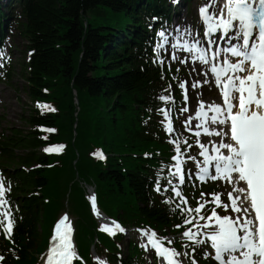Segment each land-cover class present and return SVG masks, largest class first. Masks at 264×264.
<instances>
[{
    "label": "trees",
    "instance_id": "trees-1",
    "mask_svg": "<svg viewBox=\"0 0 264 264\" xmlns=\"http://www.w3.org/2000/svg\"><path fill=\"white\" fill-rule=\"evenodd\" d=\"M8 3L5 9L10 12L5 18L15 16L12 8L19 11L23 17L19 30L27 38L30 50L24 92L30 101L50 103L55 109H49L45 116L30 114L28 130H12L10 138L0 141L4 159H15L17 164L27 167H46L38 181L32 179L35 172L30 177L17 171L20 207L32 218L39 215V200L28 197L34 186L48 187L45 191L48 197L55 193V208L62 205L69 191V212L80 221L84 219L85 224L89 222V228L93 229L94 220L85 201L84 206L79 185L83 182L94 186L97 206L108 216H119L123 223L160 234L166 229L178 232L175 225L183 222L180 213L171 210L175 205L163 201L167 195H162L160 201L153 197L150 181L158 176L154 174L158 155L170 153L155 122L162 105L157 94L167 90L168 78L151 63L154 55L142 45L146 39L143 17L155 16L160 23L169 21L161 16L169 11L166 0H8ZM129 42L133 43L131 49ZM10 75L11 70L5 72L6 83L10 82ZM71 90L77 92L81 112L73 147L70 141L75 112ZM37 127L55 131L46 133ZM61 141L64 146L67 143L65 153V147L52 155L40 151L44 143L55 146ZM95 146L116 157L103 164L95 163L90 158ZM15 150L25 154L15 156ZM74 152L80 154L75 167L78 180L69 189L67 184L75 169ZM192 201L196 203L195 196ZM53 206L50 202L43 208L45 217L50 216ZM17 229L21 231V225ZM79 232L82 233L77 246L89 260L88 246L92 243L87 240L85 228ZM42 233L46 234V228ZM94 236L99 243L106 238L92 231L91 238ZM8 245L6 242L5 246Z\"/></svg>",
    "mask_w": 264,
    "mask_h": 264
},
{
    "label": "snow or ice",
    "instance_id": "snow-or-ice-1",
    "mask_svg": "<svg viewBox=\"0 0 264 264\" xmlns=\"http://www.w3.org/2000/svg\"><path fill=\"white\" fill-rule=\"evenodd\" d=\"M176 2L179 3V0ZM217 4L219 0H207L200 7L201 20L205 25L203 34L197 31L193 35L189 27L184 28L183 35L179 29L173 35L162 30L158 33L159 40L154 51L161 66L167 60V57H162V52L168 53L169 70L172 62L187 65L189 59L192 62L191 71H197V61L207 66L203 81L190 84L188 80L179 82L173 76L178 80L179 88L184 90L185 101L189 99L190 88L199 86L202 89L205 83L211 82L209 71L215 77L223 102H208L207 108L213 113L209 124L208 112L203 111L205 102L201 100L202 111L196 113L200 122L195 125L198 129L196 137L201 135L199 129H202L204 134L218 138L212 148L215 155H209L208 148L197 139L195 143L202 149L199 155L204 158L203 164L195 156H189L188 159L196 160L199 169L189 171H194L193 179L198 178L201 182L223 179L227 185H231V189L227 191V201L222 199L223 192L202 191L201 199L192 206L181 188L186 184L187 172L182 167L180 157L181 144L188 149L193 145L187 139L172 141L177 155L171 158L176 163L171 166L175 171L170 175L178 177V183L173 184L169 180L168 184L172 185L170 191L179 198V203L171 210L180 213L183 223L175 227L185 228L181 239L190 243L182 244L185 250L180 251L164 243L166 241L167 245H172V238L157 239L158 234L154 230L149 233L140 229L141 235L147 238L141 247L145 250L149 246L155 249L157 257L162 258L161 264H184L185 257L190 258V264H199L196 259L198 250L203 253L204 259L214 260L216 264H264V0H224L223 6L218 9V16ZM216 33L220 34L214 35ZM221 40L226 41L224 46L220 45ZM178 52L186 55L180 56ZM180 70L176 69L177 72ZM172 87L169 85L170 89ZM159 99L174 105V98L168 95H161ZM37 107L55 110L39 102ZM162 111L169 116L172 109ZM180 111L187 112L188 108L181 107ZM165 129L168 133L174 131L171 119ZM42 130L55 131L51 128ZM64 147H46L44 151L59 153ZM93 155L105 159L99 150ZM209 164H212L214 171H210ZM10 191L11 188L5 187L0 175V229L9 239L15 225L11 205L6 198V193ZM157 191H161L160 183H157ZM209 195L212 196L211 201L204 199ZM89 199L93 213L99 216L96 197L93 195ZM164 202L175 203L171 197ZM208 204L213 206L209 209ZM113 224L115 228L101 225L100 230L109 235H116L117 230L126 232L118 222L113 221ZM193 227L196 231L192 230ZM73 231L68 215L64 214L55 225L45 264H75L76 261L86 264L74 246ZM3 259L0 256V260ZM94 261L96 264H107L100 257H94Z\"/></svg>",
    "mask_w": 264,
    "mask_h": 264
},
{
    "label": "rangeland",
    "instance_id": "rangeland-1",
    "mask_svg": "<svg viewBox=\"0 0 264 264\" xmlns=\"http://www.w3.org/2000/svg\"><path fill=\"white\" fill-rule=\"evenodd\" d=\"M195 3L197 4H193L191 3L190 8L192 7V9L190 10V14L188 13V16H191V13L193 10H195V8L200 10V7L198 8V5L200 4V2L198 0H194ZM184 8V7H183ZM181 8V12H184L185 9ZM196 16L194 18H192L193 20H195ZM191 22H194V21ZM190 22V21H189ZM189 27H191L193 29L192 33L193 35L196 34V30H195V23L191 24ZM195 30V31H194ZM17 41L19 44L22 43L23 39L21 40L20 38H17ZM24 42V41H23ZM168 54V53H165ZM13 56H17V51L13 50ZM185 66V65H184ZM20 68H17V70L19 71ZM186 73L184 74L185 77L183 78L184 80H188L189 83H193V79L191 77V75L189 74V72L186 70V68H184ZM206 67H203V71H206ZM209 78V77H208ZM20 78H16V81H13L12 84L13 86H9V85H3L2 83H0V95H2L3 97V103H0V125L4 126V127H9L12 125L15 126H19V119L20 117L24 114V111L22 110L21 104H19V100L18 98L22 100V102H25V97L24 94L22 92H15V89L20 90ZM202 80V78H200V76L198 77V81ZM195 83V82H194ZM201 92H202V96H201ZM20 96V97H16V99L14 100L13 96ZM24 97V98H23ZM188 97L189 99L187 100L186 103V107L188 108L187 112H183V118L185 120V124L186 126L189 127V129H191L192 132H196L198 129H196L195 125L197 123H199V119L196 116L197 112L202 111V109L200 108V102L201 100H203L205 102V104H208V102H217L218 100V96H217V92L215 90V88H213V86L211 84L209 85H205L203 86V88H190L188 90ZM9 104V106L7 107V105ZM205 111V110H203ZM190 120V123H189ZM198 139L200 140L201 143H203L205 145V142L202 138V136H199ZM206 146V145H205ZM208 148V147H206ZM197 149L200 150L201 152V148L197 145ZM192 151V150H190ZM189 151V152H190ZM192 156L196 157V160L199 159L198 156L199 153H193ZM173 181L176 183V178L173 177ZM226 192L230 190L229 186H225Z\"/></svg>",
    "mask_w": 264,
    "mask_h": 264
},
{
    "label": "bare ground",
    "instance_id": "bare-ground-1",
    "mask_svg": "<svg viewBox=\"0 0 264 264\" xmlns=\"http://www.w3.org/2000/svg\"><path fill=\"white\" fill-rule=\"evenodd\" d=\"M0 1H2V0H0ZM202 2L204 1V2H207V0H201ZM5 4H6V6H9V3L7 2V1H5L4 2ZM223 4H224V0H223ZM223 4L221 5V6H223ZM215 7H216V9H217V5H215ZM211 11V10H210ZM3 15H4V13H3ZM218 16V15H217ZM187 18H186V16H185V14L182 16V19H180L179 18V20L180 21H185ZM8 24V23H7ZM186 24V25H185ZM185 24H183V26L179 29L180 30V33H181V31L185 28V27H188V24L187 23H185ZM220 33H216V34H214V35H219ZM169 35H173V34H169ZM182 35V34H181ZM144 41H151L152 40V38H146V39H143ZM224 41V40H223ZM1 53V52H0ZM178 55H180V56H184V55H186L185 53H183V52H178L177 53ZM190 70H191V68H192V62H191V59H189V63L186 65ZM195 67H196V69H197V71H191L193 74H195V73H197V72H200L201 74H199V76H201L202 75V72H201V64L199 63V62H196V65H195ZM202 79L203 80H205L206 79V77H204V76H202ZM219 96H220V98H221V100H222V102H223V98H222V95H221V93H219ZM25 97V96H24ZM23 97V98H24ZM213 113H211L210 111L208 112V118H209V124H210V117H211V115H212ZM214 127V126H213ZM203 134V138H204V140H205V142L207 143V144H209V145H213V147L215 146V141L218 139V138H216V137H211V136H208V135H206V134H204V133H202ZM212 147V148H213ZM90 194H92V192L90 191ZM99 221H102V220H99ZM82 232H79L78 233V235H77V238L75 239V240H73V243H75V241H78L77 239H78V236L81 234ZM89 241V240H88ZM115 244V243H114ZM95 245V244H94ZM89 247V246H88ZM88 252H90L91 253V249L90 250H88ZM109 259V258H108ZM107 261H109V260H107Z\"/></svg>",
    "mask_w": 264,
    "mask_h": 264
}]
</instances>
